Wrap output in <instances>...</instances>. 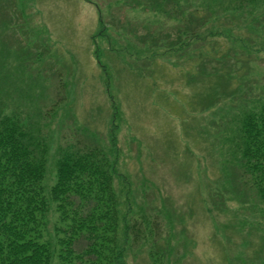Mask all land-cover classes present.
I'll use <instances>...</instances> for the list:
<instances>
[{"label": "rangeland", "instance_id": "obj_1", "mask_svg": "<svg viewBox=\"0 0 264 264\" xmlns=\"http://www.w3.org/2000/svg\"><path fill=\"white\" fill-rule=\"evenodd\" d=\"M137 7L132 0H0V103L49 135L46 184L69 136L90 135L103 146L121 219L132 228L128 264H263L264 205L238 177L235 187L239 172L227 148L234 120L264 107L257 26L264 19L257 13L217 38L214 49L225 50L242 48L250 35L256 69L238 97L204 109L210 83H200L193 50L202 43L182 52L145 45L147 32L179 31L182 21ZM221 25L212 21L214 34ZM223 81L232 94L241 84Z\"/></svg>", "mask_w": 264, "mask_h": 264}, {"label": "trees", "instance_id": "obj_2", "mask_svg": "<svg viewBox=\"0 0 264 264\" xmlns=\"http://www.w3.org/2000/svg\"><path fill=\"white\" fill-rule=\"evenodd\" d=\"M179 1L190 0H132L137 8L170 18L178 16L182 21L179 31L147 32L142 43L182 52L194 42H201L198 49H193L200 51L196 75L200 74L201 84L210 83L204 109H211L237 96L246 78L253 79V63H257L252 59L256 54L251 50L250 35L240 42L242 48L233 45L225 50L214 49L219 43L217 38H225L226 29L248 26V19L257 13L264 19V0H200L195 8L177 6ZM241 19L244 24L239 22ZM214 20L222 21L220 34H214ZM257 26L264 30V21ZM241 71L244 74L239 75ZM224 78L241 83L233 94ZM5 108L8 106L0 103V264H128L126 245L133 235L132 228L125 216L121 219L113 188L114 170L103 146L90 135L69 136L56 153L52 184H46L49 135L39 122L34 123L35 128L25 122L19 108L14 107L11 114H6ZM234 123L236 128L231 131L227 148L234 161L232 168L235 166L239 172V176L234 174L233 182L235 187H245L250 199L264 205V107ZM232 168L228 169L232 172ZM225 193L218 195L223 198ZM53 216L56 218L50 236ZM122 220L126 223L121 242ZM156 245L152 243L151 249L155 250ZM164 252L157 253L163 256ZM257 258H264V253Z\"/></svg>", "mask_w": 264, "mask_h": 264}]
</instances>
